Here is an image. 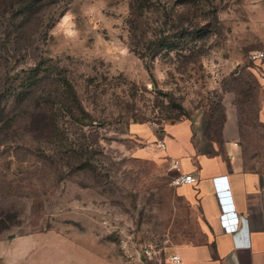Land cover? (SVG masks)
Here are the masks:
<instances>
[{
  "label": "rangeland",
  "instance_id": "rangeland-1",
  "mask_svg": "<svg viewBox=\"0 0 264 264\" xmlns=\"http://www.w3.org/2000/svg\"><path fill=\"white\" fill-rule=\"evenodd\" d=\"M207 1L217 16L193 17L207 28L203 51L164 50L146 57L148 69L130 44L134 34L151 38L158 15L132 32V0H45L41 14L55 22L31 57L3 60L0 95L45 58L37 77L65 76L79 104L46 107L58 98L43 82L24 103L33 118L17 104L0 111V120L18 119L9 130L0 124V264H161L171 248L204 237L144 132L189 121L210 152L235 136L245 157L264 160V61L251 58L264 51V0ZM55 112L57 127L45 118Z\"/></svg>",
  "mask_w": 264,
  "mask_h": 264
},
{
  "label": "crops",
  "instance_id": "crops-1",
  "mask_svg": "<svg viewBox=\"0 0 264 264\" xmlns=\"http://www.w3.org/2000/svg\"><path fill=\"white\" fill-rule=\"evenodd\" d=\"M259 120L264 123V97ZM193 131L189 121H181L165 124L161 133L144 132L146 139L165 142L164 148L155 144L158 158H164L169 165L177 199L189 206L204 236L176 245L170 249L169 256L180 255L179 264H264V160L245 157L235 136L228 138L223 151L212 153ZM142 150L154 152L148 146ZM174 161H178V167ZM184 174L194 175L197 182H174ZM216 178L225 179L227 187L218 189ZM227 202L238 213L236 233L225 232L222 227L221 215ZM163 263L172 264L165 260Z\"/></svg>",
  "mask_w": 264,
  "mask_h": 264
},
{
  "label": "trees",
  "instance_id": "trees-1",
  "mask_svg": "<svg viewBox=\"0 0 264 264\" xmlns=\"http://www.w3.org/2000/svg\"><path fill=\"white\" fill-rule=\"evenodd\" d=\"M132 1V14L135 15L131 21V24H134L132 32L141 20L149 14L158 15L156 22H160L156 26V32L152 34L150 39L145 36V32L140 35L134 34V37L132 35L134 41L130 44L131 49L145 59L148 69L150 68L146 57H156L164 50L181 49L183 51L184 49H190L192 54L203 51V42L207 38V28L202 27L201 23H195L193 17L201 16L204 20H207L210 16L216 17L217 7L214 4H209L207 0L205 2H200V0H177L178 2L172 6L161 4V0ZM44 2L45 0H0V46L2 47L0 48V66L3 64V60L19 63L21 60L27 59L26 56L30 55L31 57L32 49L39 48V38L46 37L47 31L55 22V20L52 21L49 17L45 18L41 14L46 7ZM69 2L71 0H68ZM198 10L201 11L199 15H197ZM200 42L202 45H200ZM4 46L5 53L2 52ZM22 50H25V53ZM20 55L24 58H21ZM32 55L34 54L32 53ZM46 61L48 59L42 58L40 61L37 60L33 67H25L26 69L17 71L18 74L23 76L21 82L18 85L11 82L6 90H3L0 97L5 98L3 102L0 101V111L7 112L17 104L23 117L33 118L35 111L28 109V106L24 107V103L25 100H31L30 98L36 95L43 82L49 97L58 98L56 102L47 99L45 101L46 107L49 106L52 109L57 102H61V109L66 108L70 99H72L74 105L79 104L74 90L65 76L58 75L56 78L51 79L49 74L41 78L37 77L36 73ZM46 70L49 71L48 68ZM48 80L52 81L50 87L48 86ZM61 97L63 100H61ZM74 105L70 108L72 109ZM17 117L20 116L17 115ZM45 118L49 119L51 125L58 126L56 112L46 115ZM0 122L2 129L9 130L14 124L18 123V119L10 121L9 119H3Z\"/></svg>",
  "mask_w": 264,
  "mask_h": 264
},
{
  "label": "built area",
  "instance_id": "built-area-1",
  "mask_svg": "<svg viewBox=\"0 0 264 264\" xmlns=\"http://www.w3.org/2000/svg\"><path fill=\"white\" fill-rule=\"evenodd\" d=\"M251 58L254 61H264V51H254L251 54ZM159 147H166V144L163 140H159L157 142ZM179 163L178 161H174V166L178 167ZM216 183H217V187L218 189H224L227 187L226 181L225 179H215ZM175 183H187V184H194L197 182V178L192 175V174H184V175H180L178 176L175 180ZM224 211L221 215V223H222V227L223 230L225 232H231V233H236L238 228H239V218H238V213L235 211L234 206L232 203H224V207H223ZM153 252L154 251H150V250H146V257L149 259H153ZM169 261H171L172 264H179L182 262V259L180 257V255L178 254H173L171 256H167L165 259L166 263H169ZM161 264H164L163 262Z\"/></svg>",
  "mask_w": 264,
  "mask_h": 264
}]
</instances>
